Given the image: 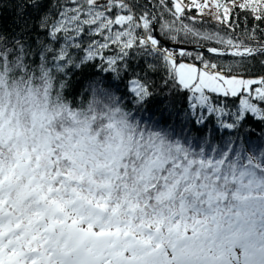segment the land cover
<instances>
[{
  "label": "snow or ice",
  "instance_id": "snow-or-ice-1",
  "mask_svg": "<svg viewBox=\"0 0 264 264\" xmlns=\"http://www.w3.org/2000/svg\"><path fill=\"white\" fill-rule=\"evenodd\" d=\"M258 58L264 0H0V264H264ZM133 60L127 103L67 102L70 72Z\"/></svg>",
  "mask_w": 264,
  "mask_h": 264
},
{
  "label": "trees",
  "instance_id": "trees-1",
  "mask_svg": "<svg viewBox=\"0 0 264 264\" xmlns=\"http://www.w3.org/2000/svg\"><path fill=\"white\" fill-rule=\"evenodd\" d=\"M4 16V22L6 24H11V19L13 17L12 10H6L3 13ZM163 42L171 44L168 40H163ZM165 45V44H164ZM79 55H83V53H79ZM230 59V58H229ZM258 59H264V58H258ZM227 62V61H225ZM254 69L256 73L264 72V68H261L260 64L257 61H253ZM95 67L89 65L86 68L81 70H74L69 73V79H70V87L67 90V102H71L73 104H83L84 107H87V102L91 100V92L89 90V83L92 81H102L105 87H110L114 92L115 95L120 97L122 96L124 98V103H127L129 100H131V96L128 92V85L130 79L133 77V71L136 73H141L142 70L145 69L146 61L145 60H139L138 62L136 60H133L130 62V70L127 73L121 72L120 78H114V74L108 73V72H100L99 67L100 63L99 61L95 62ZM149 76L152 80L156 82L157 85L161 83V79L166 78V73L163 71L159 73H149ZM157 92L156 97V104L150 105L149 109L151 111H156L157 108H163L168 105L169 101L172 99L171 90L170 89H164L163 91H160L159 87L155 89ZM167 97V98H166ZM177 102L178 108L184 107V94H180L175 97ZM231 107V104L229 105ZM131 111L136 114V119L139 120L140 118H147L149 113L148 112H140L136 113V107L134 105H129ZM93 116H99L100 113H93ZM159 115V112H157V116ZM98 123V121H96ZM248 125L256 130V135L252 136V141H257V138L260 133V127L261 125L253 120L249 119ZM105 126H107V122H105ZM211 127V124L209 125ZM177 133H179V128H177ZM221 135L224 137V139H227V135L223 133V130H221ZM221 140H216L213 142V147L219 148L221 145ZM202 146L207 148L206 144H203Z\"/></svg>",
  "mask_w": 264,
  "mask_h": 264
},
{
  "label": "water",
  "instance_id": "water-1",
  "mask_svg": "<svg viewBox=\"0 0 264 264\" xmlns=\"http://www.w3.org/2000/svg\"><path fill=\"white\" fill-rule=\"evenodd\" d=\"M164 44H165V46H171V44H168V43H165V42H163Z\"/></svg>",
  "mask_w": 264,
  "mask_h": 264
}]
</instances>
